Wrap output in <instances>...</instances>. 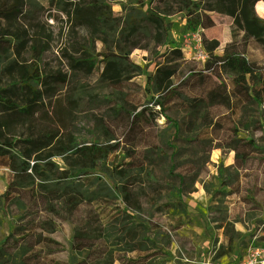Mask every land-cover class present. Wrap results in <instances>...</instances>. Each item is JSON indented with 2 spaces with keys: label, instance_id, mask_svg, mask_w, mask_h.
<instances>
[{
  "label": "rangeland",
  "instance_id": "obj_1",
  "mask_svg": "<svg viewBox=\"0 0 264 264\" xmlns=\"http://www.w3.org/2000/svg\"><path fill=\"white\" fill-rule=\"evenodd\" d=\"M187 2L0 0V264H264V110Z\"/></svg>",
  "mask_w": 264,
  "mask_h": 264
},
{
  "label": "flooded vegetation",
  "instance_id": "obj_2",
  "mask_svg": "<svg viewBox=\"0 0 264 264\" xmlns=\"http://www.w3.org/2000/svg\"><path fill=\"white\" fill-rule=\"evenodd\" d=\"M259 5L264 6V0H188L186 8L190 13L186 24L192 25L194 22L198 24L200 21L201 25H205L204 21L208 18L196 16L194 13L198 8L203 9L202 13L206 15L211 13L221 17L228 15L232 21L227 26L226 33L232 40L234 52L226 54L221 41L206 38V41H201L200 44L204 53L200 57L203 68L209 74L216 72L227 75L239 89L248 88L250 84V88L247 89L250 98L258 106L262 105L264 110V85H261L264 80L261 75L264 65L258 63L264 60L261 57L264 52L263 31L253 28L258 23L256 9ZM250 17L253 23L248 24ZM243 21L246 24H243Z\"/></svg>",
  "mask_w": 264,
  "mask_h": 264
},
{
  "label": "trees",
  "instance_id": "obj_3",
  "mask_svg": "<svg viewBox=\"0 0 264 264\" xmlns=\"http://www.w3.org/2000/svg\"><path fill=\"white\" fill-rule=\"evenodd\" d=\"M196 10H197V11H196ZM195 11H196V12H195ZM194 13H195L196 16H201V15H200V10H199V8H198V9H195V10H194ZM27 159H28V158H27ZM36 163H37V162H34V164H36ZM30 165H31V164H30Z\"/></svg>",
  "mask_w": 264,
  "mask_h": 264
},
{
  "label": "bare ground",
  "instance_id": "obj_4",
  "mask_svg": "<svg viewBox=\"0 0 264 264\" xmlns=\"http://www.w3.org/2000/svg\"><path fill=\"white\" fill-rule=\"evenodd\" d=\"M196 11H197V10H196ZM196 11H195V12H196Z\"/></svg>",
  "mask_w": 264,
  "mask_h": 264
},
{
  "label": "crops",
  "instance_id": "obj_5",
  "mask_svg": "<svg viewBox=\"0 0 264 264\" xmlns=\"http://www.w3.org/2000/svg\"><path fill=\"white\" fill-rule=\"evenodd\" d=\"M262 6V5H261Z\"/></svg>",
  "mask_w": 264,
  "mask_h": 264
}]
</instances>
